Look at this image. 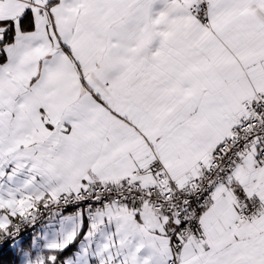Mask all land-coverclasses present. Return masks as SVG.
<instances>
[{
	"label": "snow or ice",
	"instance_id": "6c2138e0",
	"mask_svg": "<svg viewBox=\"0 0 264 264\" xmlns=\"http://www.w3.org/2000/svg\"><path fill=\"white\" fill-rule=\"evenodd\" d=\"M41 218L37 264H264V0H0V264Z\"/></svg>",
	"mask_w": 264,
	"mask_h": 264
},
{
	"label": "crops",
	"instance_id": "0c3cea01",
	"mask_svg": "<svg viewBox=\"0 0 264 264\" xmlns=\"http://www.w3.org/2000/svg\"><path fill=\"white\" fill-rule=\"evenodd\" d=\"M59 239V232L55 231L48 222L36 237L25 238L23 250V264H37L43 254L48 250L50 243Z\"/></svg>",
	"mask_w": 264,
	"mask_h": 264
},
{
	"label": "built area",
	"instance_id": "2783aa9c",
	"mask_svg": "<svg viewBox=\"0 0 264 264\" xmlns=\"http://www.w3.org/2000/svg\"><path fill=\"white\" fill-rule=\"evenodd\" d=\"M71 210H73V206L72 205H69V206H67L64 209L65 212H68V211H71ZM50 211L49 212H45L44 216L47 217L50 214ZM46 222H48L46 219L41 218V219H38L36 221V223L32 224L31 226H25L24 229H23L24 238L37 236L41 232V229L43 228V226L45 225Z\"/></svg>",
	"mask_w": 264,
	"mask_h": 264
},
{
	"label": "rangeland",
	"instance_id": "374dc122",
	"mask_svg": "<svg viewBox=\"0 0 264 264\" xmlns=\"http://www.w3.org/2000/svg\"><path fill=\"white\" fill-rule=\"evenodd\" d=\"M33 237H36V236H33Z\"/></svg>",
	"mask_w": 264,
	"mask_h": 264
},
{
	"label": "trees",
	"instance_id": "16d2710c",
	"mask_svg": "<svg viewBox=\"0 0 264 264\" xmlns=\"http://www.w3.org/2000/svg\"><path fill=\"white\" fill-rule=\"evenodd\" d=\"M29 238H31V237H29Z\"/></svg>",
	"mask_w": 264,
	"mask_h": 264
}]
</instances>
